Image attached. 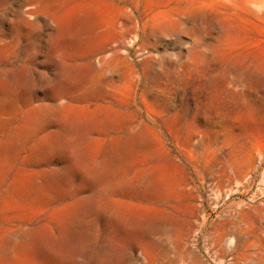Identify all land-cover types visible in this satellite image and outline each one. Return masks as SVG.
Returning a JSON list of instances; mask_svg holds the SVG:
<instances>
[{"label":"rangeland","instance_id":"rangeland-1","mask_svg":"<svg viewBox=\"0 0 264 264\" xmlns=\"http://www.w3.org/2000/svg\"><path fill=\"white\" fill-rule=\"evenodd\" d=\"M0 81V264H264V0H0Z\"/></svg>","mask_w":264,"mask_h":264},{"label":"bare ground","instance_id":"bare-ground-1","mask_svg":"<svg viewBox=\"0 0 264 264\" xmlns=\"http://www.w3.org/2000/svg\"><path fill=\"white\" fill-rule=\"evenodd\" d=\"M79 16H80V12L75 10V12L68 14L67 17L62 19L60 22H56V24H57V26L60 27L61 31H66V30L68 31L69 26L74 24V22L77 20V18ZM79 22L80 21L78 20V23ZM14 95H15L14 84H8L5 81H0V96H1L0 101H1V103L7 104L9 102V100H11L13 98ZM79 118H81L80 115H79ZM79 120H81V119H79ZM31 131H33V130H30L28 132H22V131L19 132L18 134H16L15 136H13L12 138L9 139L10 144L13 145L14 147H17L19 144L24 142V139L26 137H28V135L31 133ZM41 143L43 144L44 142H41ZM36 147H37V149H39V148L45 149L43 145H39ZM2 149L5 153L6 148L3 147ZM78 150L80 151V149H78ZM82 150L84 151V149H82ZM34 151H35V149L31 148L29 150V154L33 153ZM127 151H129V146L127 145V141L125 143H121V144H114L112 147V154L109 156H105V160H104V162L100 168V171L104 174V173H113L114 171L119 170L120 164H121V158L124 156L125 153H127ZM84 152H86V151H84ZM97 153H98V151H96V150L91 152V160L93 159V162L97 158L96 157ZM20 175H22V174H20ZM20 175H19V178L17 177L16 180H13L8 185V187H12L13 194H14V192H15V194L16 193H21V194L27 193L28 194L27 191L30 189V187L32 185L37 184L38 181H40L42 183L44 182V177L42 176L41 173H36V172H31V171L28 172L27 171V172H25V174L23 173L22 177H20ZM42 188H40V189H42ZM39 191L40 190H38V192ZM29 192H30V190H29ZM41 192H39V193H41ZM9 193H11V192H9ZM47 193H48V191H47ZM47 193H46V195H47ZM27 194H25V195H27ZM40 195H42V194H40ZM43 195H44V193H43ZM19 197H21V195ZM38 197H39V195H38ZM93 205H95V204H93ZM96 205L102 206L107 212H111L114 215H119L123 219L130 218L132 216H136L137 218H141L143 216V214L141 212H139V210H127V207L119 204V202H117L115 200H108V201L105 200V201H102ZM82 208H83V203L80 200L73 202V203H69L68 205L64 206V208L60 211L58 217H56L57 221L54 224V226L44 229V231L40 234V236H39L40 243L48 246L51 249L54 248L53 246L60 247V244H62L64 242V239L66 238L67 233H68V231H67L68 226H67V222L65 219L73 213H75V214L80 213ZM25 237H27V235H25ZM18 251L21 254L22 251H26V248L20 247L18 249Z\"/></svg>","mask_w":264,"mask_h":264}]
</instances>
